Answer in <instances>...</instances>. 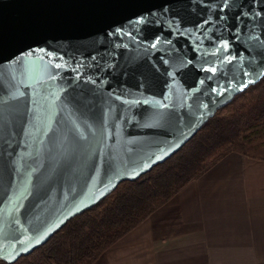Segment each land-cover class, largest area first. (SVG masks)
I'll list each match as a JSON object with an SVG mask.
<instances>
[{"label": "water", "instance_id": "obj_1", "mask_svg": "<svg viewBox=\"0 0 264 264\" xmlns=\"http://www.w3.org/2000/svg\"><path fill=\"white\" fill-rule=\"evenodd\" d=\"M264 77V0H0V260L177 153Z\"/></svg>", "mask_w": 264, "mask_h": 264}, {"label": "crops", "instance_id": "obj_2", "mask_svg": "<svg viewBox=\"0 0 264 264\" xmlns=\"http://www.w3.org/2000/svg\"><path fill=\"white\" fill-rule=\"evenodd\" d=\"M95 264H264V160L227 154Z\"/></svg>", "mask_w": 264, "mask_h": 264}, {"label": "trees", "instance_id": "obj_3", "mask_svg": "<svg viewBox=\"0 0 264 264\" xmlns=\"http://www.w3.org/2000/svg\"><path fill=\"white\" fill-rule=\"evenodd\" d=\"M232 152L264 160V77L220 108L169 159L136 180L120 183L30 254L0 264H95L107 249Z\"/></svg>", "mask_w": 264, "mask_h": 264}, {"label": "rangeland", "instance_id": "obj_4", "mask_svg": "<svg viewBox=\"0 0 264 264\" xmlns=\"http://www.w3.org/2000/svg\"><path fill=\"white\" fill-rule=\"evenodd\" d=\"M203 175H204V174H203ZM203 175H202V176H203Z\"/></svg>", "mask_w": 264, "mask_h": 264}]
</instances>
